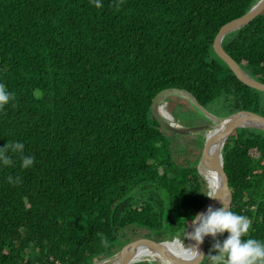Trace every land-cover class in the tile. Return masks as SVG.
Segmentation results:
<instances>
[{"label":"trees","instance_id":"trees-1","mask_svg":"<svg viewBox=\"0 0 264 264\" xmlns=\"http://www.w3.org/2000/svg\"><path fill=\"white\" fill-rule=\"evenodd\" d=\"M258 1L0 0V84L14 96L0 110V147L20 141L35 158L0 168V264H94L133 241L183 235L207 203L204 145L163 130L151 105L182 89L216 117H264V93L212 48ZM222 46L264 84V11ZM166 102L183 126L208 123L187 101ZM222 154L230 210L264 240V131L235 130Z\"/></svg>","mask_w":264,"mask_h":264},{"label":"water","instance_id":"water-1","mask_svg":"<svg viewBox=\"0 0 264 264\" xmlns=\"http://www.w3.org/2000/svg\"><path fill=\"white\" fill-rule=\"evenodd\" d=\"M263 11L264 0H259L245 15L225 24L216 35L212 48L214 53L229 67V69L233 72V74L240 82L256 91L264 93V84L258 82L249 74H247L237 64V62L227 54L222 46V42L227 35L244 28ZM170 97H178L187 101L195 110L201 113L208 120V124L192 127H182L180 125H177L176 123L170 122L160 112V105L162 103H165L166 100ZM151 111L154 119L163 130L180 136H188L195 132H205L216 127L217 125L220 126L218 134L213 137L211 141L206 142L205 140L204 151L197 165L198 173L203 180L204 177L202 174L201 166H205L210 171H213L215 173L219 183V188L217 190L218 195L217 198H214L213 200H210V198L207 197V203L199 213L206 211L209 206L217 208L215 206L220 205L222 207L223 205L221 204L220 200L224 201L225 204L231 209L232 193L228 186V182L223 170L222 153L224 146L230 135L237 129L253 128L264 131V117L247 111H240L224 118L216 117L208 110H206L202 105H200L198 100L190 92L182 89H166L159 92L152 102ZM169 115L171 116V119H173L172 115ZM207 195H209V193H207ZM192 230L193 225L190 224L184 231L191 232ZM177 240L179 239L175 238L172 241L163 242H148L143 240L135 241L126 245L111 257L94 264H135L142 261H132V258L138 251L143 250H149L151 252L153 251L162 256H165V258H167L173 264H188L187 260L177 258L171 253H168L162 249V244L173 243ZM194 243V241H191V245H193ZM199 249L200 251H202V244L199 246ZM146 261L149 262V260ZM196 263L197 261L191 262V264Z\"/></svg>","mask_w":264,"mask_h":264},{"label":"clouds","instance_id":"clouds-1","mask_svg":"<svg viewBox=\"0 0 264 264\" xmlns=\"http://www.w3.org/2000/svg\"><path fill=\"white\" fill-rule=\"evenodd\" d=\"M95 7H101V0H93ZM14 100V96L3 84H0V110L5 109ZM25 144L20 141L7 142L0 147V168L11 167L14 157L19 156L20 167L28 169L34 165L35 158L26 155ZM19 177L16 178V181ZM10 183L16 182L12 176L8 177ZM209 198H217L216 195H207ZM220 208L209 206L206 211L198 213L191 218L193 230L183 232L186 238L194 241L191 246L180 242L189 253L186 257L188 264L197 261L201 264L207 257V264H264V240L252 238L249 233L252 222L249 217L231 211L224 201ZM187 227V226H186ZM227 233L221 241L218 237ZM206 237H210L214 243L205 255L199 246L203 244ZM106 244L107 241H104ZM215 252V254H212Z\"/></svg>","mask_w":264,"mask_h":264},{"label":"bare ground","instance_id":"bare-ground-1","mask_svg":"<svg viewBox=\"0 0 264 264\" xmlns=\"http://www.w3.org/2000/svg\"><path fill=\"white\" fill-rule=\"evenodd\" d=\"M166 104L162 103L160 105V112L161 114L168 119L170 122L174 123L173 119H171V116L168 114L166 111ZM220 126H216L210 130L205 131V140L206 142H209L213 139L218 134V129ZM212 135L213 137H211ZM205 183L208 188V193L218 195V188H219V183L218 179L216 178V175L213 171H210L208 168L205 167ZM213 200L214 198H210V200ZM219 208V205L215 206ZM221 207V206H220ZM182 243L186 246H191V240L186 238L184 235V240H182ZM162 249L165 250L168 253H171L173 256L180 258V259H185L189 253L185 250V248L182 246L180 240H177L173 243H167V244H162ZM153 260V261H158L160 264H173L170 262L165 256H162L156 252H151L149 250H143V251H138L135 256L132 258V261H138V260Z\"/></svg>","mask_w":264,"mask_h":264},{"label":"rangeland","instance_id":"rangeland-1","mask_svg":"<svg viewBox=\"0 0 264 264\" xmlns=\"http://www.w3.org/2000/svg\"><path fill=\"white\" fill-rule=\"evenodd\" d=\"M165 104H166V111H167V102H165ZM179 108L177 107V108H174V110L172 111V112H178V113H180L181 114V116H179V118H177V119H175L174 120V123H176L177 125H180V126H182V127H185V126H183L182 125V123H184L183 121H184V119H185V115H183L182 113H184V111L182 110V109H180V110H178ZM168 112V111H167ZM169 113V112H168ZM170 114V113H169ZM174 119V118H173ZM181 123V124H180ZM205 124H208V123H205ZM198 126H200V125H198ZM188 136H190V137H196V136H199L200 138H201V140H202V142H203V145L205 144V132H195V133H192V134H190V135H188ZM180 143H183V141H179ZM176 146H180V144L179 143H177L176 144ZM207 191H208V188H207ZM179 240H180V238L179 237H177ZM221 241H222V239H221V236L220 237H218ZM184 238H183V235L181 236V241L183 240ZM207 240V241H206ZM137 241H139V240H137ZM133 242H135V241H133ZM214 243V241L210 238V237H206L205 238V240H204V242H203V244H202V251H203V253L205 254V255H207L208 253H209V250L211 249V246H212V244ZM212 254H215V252H213ZM146 260H148V259H144V260H141V261H146ZM206 263L205 264H207V257H206ZM149 263L150 264H160L158 261H153V260H149ZM201 263H202V261H201ZM196 264H198V262L196 263Z\"/></svg>","mask_w":264,"mask_h":264}]
</instances>
